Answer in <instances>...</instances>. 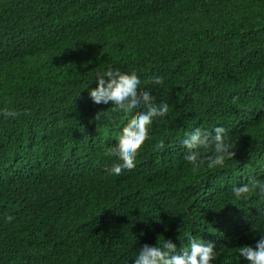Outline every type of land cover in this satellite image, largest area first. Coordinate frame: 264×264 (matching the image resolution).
I'll return each mask as SVG.
<instances>
[{
    "label": "trees",
    "instance_id": "1",
    "mask_svg": "<svg viewBox=\"0 0 264 264\" xmlns=\"http://www.w3.org/2000/svg\"><path fill=\"white\" fill-rule=\"evenodd\" d=\"M109 65L150 91L160 76L170 105L119 177L107 151L131 116L87 95ZM5 105L19 115L0 116V264H131L189 230L213 264H246L236 248L264 233V201L230 195L264 179V0H0ZM217 124L234 159L194 173L182 135Z\"/></svg>",
    "mask_w": 264,
    "mask_h": 264
},
{
    "label": "clouds",
    "instance_id": "2",
    "mask_svg": "<svg viewBox=\"0 0 264 264\" xmlns=\"http://www.w3.org/2000/svg\"><path fill=\"white\" fill-rule=\"evenodd\" d=\"M92 76H95V87L87 88L90 100L95 104L110 105L112 113L122 114L124 118L131 116L119 130L115 145L107 151V155L113 159L104 168V173L119 177L135 167L141 146L150 138L153 122L165 118L170 105L164 99L158 101L154 94L155 86L162 84L160 76L152 77L151 91L144 87L135 70L121 71L109 65ZM137 109L140 111L137 112ZM18 115L13 108L0 106V116L15 119ZM180 145L184 149L183 160L194 173L201 165L208 170L223 168L235 155V141L228 129L220 124L211 129L199 126L190 128L183 133ZM154 147L161 149L163 141H157ZM250 194L264 201V179L250 178L231 186L230 195L236 202L247 200ZM183 235L187 244L179 249L171 240L164 238L153 245L143 244L137 248L131 264H213L216 261L218 250L213 242L201 240L190 230ZM236 255L246 264H264V233H259V239L253 245L237 247Z\"/></svg>",
    "mask_w": 264,
    "mask_h": 264
}]
</instances>
